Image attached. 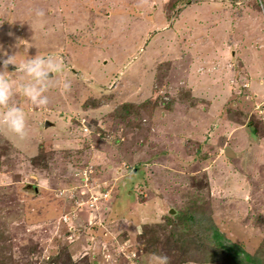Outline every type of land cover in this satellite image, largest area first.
<instances>
[{
  "label": "rangeland",
  "instance_id": "374dc122",
  "mask_svg": "<svg viewBox=\"0 0 264 264\" xmlns=\"http://www.w3.org/2000/svg\"><path fill=\"white\" fill-rule=\"evenodd\" d=\"M5 52L63 69L4 73L0 264H264V0H0Z\"/></svg>",
  "mask_w": 264,
  "mask_h": 264
},
{
  "label": "clouds",
  "instance_id": "9594fccd",
  "mask_svg": "<svg viewBox=\"0 0 264 264\" xmlns=\"http://www.w3.org/2000/svg\"><path fill=\"white\" fill-rule=\"evenodd\" d=\"M36 15L43 16V10H37ZM4 56L6 58H3ZM9 64L16 66L15 71L25 74L27 79L19 88L23 95L36 105L47 104L48 97L44 93L49 86L51 74L62 71L63 66L51 56H28L17 61L15 54L7 55L6 52L0 54V107L4 108L0 113V126L6 127L19 139H25L29 134L26 113L21 107L10 103L17 85L4 75L5 72H9L7 70ZM67 87L65 84V88ZM158 259L159 264H168L167 256H160Z\"/></svg>",
  "mask_w": 264,
  "mask_h": 264
},
{
  "label": "trees",
  "instance_id": "16d2710c",
  "mask_svg": "<svg viewBox=\"0 0 264 264\" xmlns=\"http://www.w3.org/2000/svg\"><path fill=\"white\" fill-rule=\"evenodd\" d=\"M213 226H215V225H213ZM222 236L223 235H221L219 233V231L216 229V227H212L210 233L208 231H206L204 233V237H203L204 240L211 239L213 241L215 239L216 242H214L212 245H210V247L208 246V250L206 249L203 260H205L206 262H212V261H215V262L220 261L221 262L222 261V254H223V256L224 255H231L232 257H234V255L232 254L233 251H231L232 248H229V246H226L223 243ZM209 243H211V242H209ZM209 243H207V244H209ZM234 264H249V263H246V262L242 263L241 259L238 257L237 261ZM251 264H259V263L255 259H252Z\"/></svg>",
  "mask_w": 264,
  "mask_h": 264
},
{
  "label": "crops",
  "instance_id": "0c3cea01",
  "mask_svg": "<svg viewBox=\"0 0 264 264\" xmlns=\"http://www.w3.org/2000/svg\"><path fill=\"white\" fill-rule=\"evenodd\" d=\"M190 3H192V2H188V3H186L185 5L190 4ZM247 46H250V45H247ZM247 46H246V47H247ZM250 47H251V46H250ZM252 47L254 48V45H252ZM216 48H217V49H220L221 46L216 47ZM246 49H247V48H246ZM246 49L242 48L241 50H242V51H245ZM256 50H257V49H256ZM235 52H236V55H237L238 58H242V57L240 56L239 49H238L237 51H235ZM213 55H214V54H213ZM220 55H221V53L218 54V57H219ZM237 57H236V58H237ZM231 60H232V59H230V61H231ZM238 60L240 61L241 59H238ZM243 61H244V60H243ZM244 66L246 67L245 64H244ZM250 74H251V73H250ZM249 83H250V82H249ZM229 85L231 86L232 84H229ZM242 85H245V84H242ZM248 87H249V86H248ZM247 89H248V88L245 87V90H247ZM249 89H250V87H249ZM239 90H240V89H239Z\"/></svg>",
  "mask_w": 264,
  "mask_h": 264
},
{
  "label": "water",
  "instance_id": "95a60500",
  "mask_svg": "<svg viewBox=\"0 0 264 264\" xmlns=\"http://www.w3.org/2000/svg\"><path fill=\"white\" fill-rule=\"evenodd\" d=\"M232 153V151H231V149L230 148H226V154H231Z\"/></svg>",
  "mask_w": 264,
  "mask_h": 264
}]
</instances>
